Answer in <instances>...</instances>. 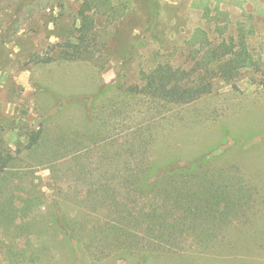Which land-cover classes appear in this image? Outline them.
Wrapping results in <instances>:
<instances>
[{
    "label": "rangeland",
    "instance_id": "rangeland-1",
    "mask_svg": "<svg viewBox=\"0 0 264 264\" xmlns=\"http://www.w3.org/2000/svg\"><path fill=\"white\" fill-rule=\"evenodd\" d=\"M82 9L93 38L67 59ZM238 22L260 70L203 65L190 78L212 91L187 104L145 89L159 65L187 76L204 34L228 40ZM0 150V264H264V0H0ZM197 203L210 215L183 245L148 236Z\"/></svg>",
    "mask_w": 264,
    "mask_h": 264
},
{
    "label": "trees",
    "instance_id": "trees-1",
    "mask_svg": "<svg viewBox=\"0 0 264 264\" xmlns=\"http://www.w3.org/2000/svg\"><path fill=\"white\" fill-rule=\"evenodd\" d=\"M79 13L81 15L82 23L77 29L79 32L78 42H68L70 44L67 45L70 46V49H64L62 52L63 57L67 59L75 58L77 54H80V51H87V49H80V47H82L83 43H86L89 38H93V36H90L92 35L91 18L86 14L84 9L81 11L79 10ZM243 27L244 25H242V22H238L237 33L234 36H229L228 40L221 38L218 42L214 43L206 38L207 36L204 34L205 36L200 40V48L198 50L199 57L197 58V55H194V66L193 69L186 74L187 76H181L179 68H174L170 64L159 65L146 77L145 89L149 90V92L153 93L155 96L162 98L166 102L187 104L198 99L203 94L212 91L211 87L213 82L211 80H205L201 74L198 73L196 76L199 81L194 77L190 78L191 74L202 69L203 65L208 66L209 63L213 62L214 72H212L223 80H231L239 74L240 70L243 69L250 71L260 70L262 64L251 52L250 47L247 44V33L243 31ZM51 59V57L41 58L40 61L47 62L51 61ZM40 135V129L36 132H31L28 147L31 148L36 145L40 139ZM209 153H212V151L202 154L199 159L206 158ZM11 160L12 155L8 151L0 150V171H3L9 165ZM179 164V162L170 161L164 165L155 166L154 169L160 178L163 173L167 172L193 171L197 162L196 160H192L190 162H185L183 165ZM150 183L151 182L148 181V178L145 176L137 179V186H150ZM167 183H169L170 187L173 186V180L167 181ZM176 189L177 192L175 193L174 191V193L181 196L182 191H184L182 184H180L179 187L177 186ZM186 196H188V193H186ZM186 201L188 202V199ZM198 206L200 208H198ZM188 208H190L189 205ZM209 211L210 210H207L204 206V203H197L196 209L193 211L196 215L193 212V215L192 213L189 215L186 212L185 221L175 223L174 225L170 224L168 226L167 224H164L166 222L164 220L170 217V213H165L162 216L156 215L155 218L158 220L153 221L160 222L152 224L149 227L148 236L153 237L152 241L157 239L162 241L164 240L163 238H165L169 243L174 242L175 245H183L184 239L180 236L183 237L186 233H191V231L194 230L196 231V225L198 224L196 220L190 221V219L192 217L198 218L197 215H201V217L204 215L206 216V214L210 215ZM168 212L172 211L168 210ZM105 230L112 232L117 236L119 227L108 225V229ZM124 236L125 241L127 242L126 244L132 245L130 240L135 238V236L130 235V233H125ZM116 240H118V238ZM150 246H155V244H150Z\"/></svg>",
    "mask_w": 264,
    "mask_h": 264
}]
</instances>
